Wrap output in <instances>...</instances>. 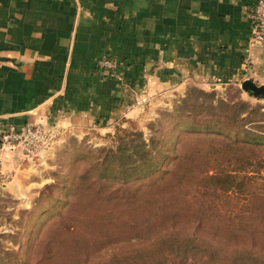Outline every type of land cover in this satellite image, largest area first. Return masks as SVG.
Masks as SVG:
<instances>
[{"label": "rangeland", "instance_id": "374dc122", "mask_svg": "<svg viewBox=\"0 0 264 264\" xmlns=\"http://www.w3.org/2000/svg\"><path fill=\"white\" fill-rule=\"evenodd\" d=\"M143 98L106 126L75 131L41 124L46 138L31 140V152L21 145L10 155L20 172L4 170L0 180V264H82L111 248L147 245V237L138 239L156 224L176 226L161 250L176 244L186 259L154 252L150 264H264L255 254H264V98L232 84L195 83ZM151 124L164 154L178 156L187 172L154 201L142 193L118 199L121 191L111 189L148 179L162 157L146 169L99 174L110 172L116 161L110 156L123 143L138 145L133 133L147 142ZM205 251L209 256L195 259Z\"/></svg>", "mask_w": 264, "mask_h": 264}, {"label": "crops", "instance_id": "0c3cea01", "mask_svg": "<svg viewBox=\"0 0 264 264\" xmlns=\"http://www.w3.org/2000/svg\"><path fill=\"white\" fill-rule=\"evenodd\" d=\"M253 2L0 0V119L77 131L163 88H264V45L249 39ZM103 56L114 69L97 67ZM18 150L0 153L3 171L20 172L8 163Z\"/></svg>", "mask_w": 264, "mask_h": 264}, {"label": "trees", "instance_id": "16d2710c", "mask_svg": "<svg viewBox=\"0 0 264 264\" xmlns=\"http://www.w3.org/2000/svg\"><path fill=\"white\" fill-rule=\"evenodd\" d=\"M156 126L157 125L154 126L153 124H151V133L148 137L147 142L141 139L139 132H135L132 134V136H137L138 145H134V143H132V140H129V142L123 143L124 148L122 150H120L119 152L114 151L111 156L109 154L111 161H116L111 166L109 165L110 172L99 174V176L101 177H106L111 173L112 170L115 169H121L125 172L146 169L148 165H150L151 160H155L160 156L163 159L160 163V166L154 170V173L150 175L148 179L132 184L124 183L127 185H124L123 188L118 187L111 189V192L121 191V195H115L116 198L130 200L135 198L138 193H142L141 198H143V195H145L147 198H144V200L149 201L151 199L154 201L157 198L158 194L161 193V188H164V186L170 183L169 180H178L179 178H183L186 174L187 169L184 168V166H180L178 156H166V154H164L162 150L163 145L161 142V138L155 136L156 129L158 128V126ZM170 163H172L171 167H169ZM98 167L102 168V170L104 171V169L106 168L105 161L102 160L100 166ZM210 178L218 180L217 177ZM215 187L220 188V186ZM179 212L181 213L182 209L170 214L169 220L175 221L173 215H176ZM199 221L200 220H195L197 227L200 226ZM158 226L159 224H156L152 227V229H154L152 234L149 235V233L147 232L146 234L139 237L138 240L147 237V245L139 244L134 246H127L120 249L111 248L109 253H105L103 256L101 255V257H98L95 260H84L82 264H150L154 252H157L158 256H162L166 259L168 257L170 260L173 259V257H178L179 259L181 258L180 260L186 259V250L180 249V247L176 244L172 245V248L168 246L167 248L161 250L163 248L162 245L166 243V240L171 238V236L175 237V234L178 232V230H174L176 226L174 224H171L169 226H164L157 229ZM180 232H184V229H182ZM188 234V241H194L192 244L197 245L198 239H196L195 236H193L191 233ZM176 238L179 239L178 234L176 235ZM176 238H173L172 241H176ZM147 252L150 254H146ZM255 254L264 257L263 253H259L256 251ZM196 255L197 256L195 259L197 260H199L200 256H209L206 251L200 252ZM237 261L238 263H241V260Z\"/></svg>", "mask_w": 264, "mask_h": 264}, {"label": "built area", "instance_id": "2783aa9c", "mask_svg": "<svg viewBox=\"0 0 264 264\" xmlns=\"http://www.w3.org/2000/svg\"><path fill=\"white\" fill-rule=\"evenodd\" d=\"M247 17L251 25V34L249 39L254 43L264 45V0H254V2L247 8ZM97 67L103 70L114 69L116 63L108 56H103L96 62ZM144 101L141 97L135 100V104ZM49 130L43 129L39 123L25 124L22 126H15L13 124L4 123L0 119V151L12 150L16 146H25V150L31 152L32 147L28 148L29 142L36 139L46 138ZM1 169L0 165V180L6 178L7 175Z\"/></svg>", "mask_w": 264, "mask_h": 264}, {"label": "water", "instance_id": "95a60500", "mask_svg": "<svg viewBox=\"0 0 264 264\" xmlns=\"http://www.w3.org/2000/svg\"><path fill=\"white\" fill-rule=\"evenodd\" d=\"M241 88L243 90L250 91L253 95H255L257 97H263L264 96V88L262 86H255L250 81L242 82Z\"/></svg>", "mask_w": 264, "mask_h": 264}]
</instances>
